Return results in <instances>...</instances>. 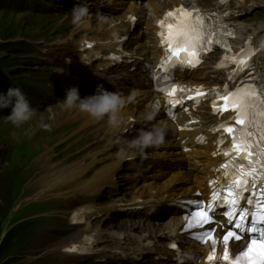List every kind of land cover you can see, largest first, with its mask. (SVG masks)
Here are the masks:
<instances>
[{
	"label": "rangeland",
	"instance_id": "374dc122",
	"mask_svg": "<svg viewBox=\"0 0 264 264\" xmlns=\"http://www.w3.org/2000/svg\"><path fill=\"white\" fill-rule=\"evenodd\" d=\"M78 1L91 6L88 1ZM71 10L63 5L52 6L49 13L44 14L25 9L0 10V79L3 82L20 85L23 89L25 85L30 86L31 95L49 75L59 77L61 72H54L58 75L51 73L57 71L53 62H60L64 56L68 58L73 54L72 48H63L61 41L81 37L72 36L75 26L70 22L71 17L65 19L63 16L70 14ZM105 16L111 17V13L107 12ZM14 44L26 48L16 49ZM79 56L76 55L75 60ZM42 67L46 68L40 70ZM62 69L74 73L70 68ZM23 92L26 94L27 90ZM58 102L61 101L36 96L31 104L38 110L37 114L18 127L6 121L11 108L0 111V264H81L78 260L82 257L64 254L63 249L82 243L97 229L102 233L136 234L131 225L140 219L139 215L133 221L119 211H111L94 220L90 228L84 224L75 227L69 224L73 211L89 204L108 207L121 203V200H130L131 194L145 190L147 182L144 179L140 187L132 185L135 182L129 177L135 171L125 163L114 181L101 187L97 193L84 194L88 191L83 189L84 181L75 178L72 172L75 166L84 161L91 162L100 148L107 146L111 151L106 153L112 152L119 143L112 139L103 147L99 146L102 135L92 140L88 124H85V114L76 109H65ZM84 148L95 151L76 156ZM135 163L146 166L143 161ZM62 174L70 191L56 179ZM159 180L156 184L162 182ZM114 223L116 227L112 226ZM163 223L158 224L162 226ZM102 236V240L91 246L108 249L109 252L103 251L108 253L104 255L108 261L116 246L113 247L110 237ZM112 257L114 264H119L118 257L114 254Z\"/></svg>",
	"mask_w": 264,
	"mask_h": 264
},
{
	"label": "bare ground",
	"instance_id": "6f19581e",
	"mask_svg": "<svg viewBox=\"0 0 264 264\" xmlns=\"http://www.w3.org/2000/svg\"><path fill=\"white\" fill-rule=\"evenodd\" d=\"M133 2L134 1L129 2L125 10L119 16L110 17V21L105 19V17L103 20L99 19V16H104V13L102 12L104 8L95 10L92 5L89 6L91 13L89 23L80 27L75 26L74 32L72 34V36H81L80 39L74 40L75 38L72 39V37H69L67 40L61 41L63 48H73L72 50H70L73 52V54L77 55L80 51V59L78 60L80 62H78V65H89L88 68H86V71H90L89 69H91L93 65H96L97 68H100L103 72L107 71V67L109 65V61L106 59L108 47L123 48L126 40L128 46L133 45V48H130L128 51L130 53V59L135 58V65H132L130 59H127L125 55L123 56V64L127 68V76L124 80V84L127 85L128 82H130L132 87H127L125 89L119 86L115 87L120 91L118 93H120L126 99V104L120 114L122 117V124L116 128L109 126L108 130L103 133L106 125L101 124V121H92L87 116V114L83 115L86 118L85 124H88L87 128H89L90 134H92L90 137L94 136L95 139H98L100 135H103L104 138L99 140L98 142L99 146L101 147L104 146L106 139L113 138L116 139L119 143L115 144L116 149H118V147L123 146L127 140H130L137 136L139 130L151 129V124L149 122L144 123L143 121L147 115L152 97H155L156 95H154V92L151 89V84L146 85L147 87L144 91H141V89L148 81H151L150 78L144 75L151 60L145 61V59H149L152 55H154V50L151 44L155 39L154 36L156 34L157 28L152 18H147L145 9L143 7H138ZM121 4H123V2H115L113 5ZM10 7H12L13 9H19L17 6H11L10 4L1 7L0 10H6ZM151 10L153 12L152 8ZM105 11H107V9ZM44 12L48 13L47 11ZM132 16L137 18L136 23L130 22V18ZM142 24H145V30L137 35V26H140ZM234 27V43H240L242 36L247 31H250L251 35L264 33L263 25L254 28L250 25L244 26L241 23H236L234 24ZM94 33L96 35H94ZM145 38H147L148 41H146ZM122 40H124V43H122ZM6 44L10 45L9 43ZM87 44H92V46L86 49ZM13 46H15L16 49L23 48L20 44H14ZM103 46L107 48H105L103 51H98L99 48H102ZM138 49L139 52L137 51ZM92 51L96 52V56L93 57L91 55ZM86 55L90 56V59L88 61H86L87 59H84ZM68 58L73 60L72 56ZM63 61L64 60H60V62H53L54 68H57V71L53 72H59L61 68H65L64 64L66 63V60L65 62ZM259 63L262 64V67H264V52L262 59L258 60V64ZM138 66L140 67L137 68ZM180 67L185 68L181 65ZM45 68L46 67H42L40 70H44ZM80 69L81 68L78 66L76 68V72H79ZM131 70L132 72L129 73ZM61 74L62 73H60V75ZM200 74L201 79H209L206 73ZM75 76L82 82H85V80L91 78L86 74H75ZM66 78L67 77H65L64 80H66ZM119 78L120 75L115 77L117 81ZM183 78L184 77L181 74H178V81H183ZM136 80H138L141 86L136 85ZM84 86L86 87L85 84ZM162 114L165 115V111H162ZM79 115L82 114L80 113ZM179 116H182L189 120V117L185 116L182 113H180ZM154 125L156 127L164 129L165 131H169L172 129L171 124H169L162 118L155 121ZM197 127L201 128L203 127V125H197ZM176 136L180 137V135L177 134ZM166 139H169L168 135H166ZM150 149H153L154 152L150 153ZM87 151L95 150L84 148L76 156ZM178 152L181 153V149H179ZM127 155H131V150L126 155H117V153L115 154L113 152L110 154H106V152L99 151L96 152L92 160L90 159L91 162H81L77 164L72 171L75 173L76 179L84 181L83 189L88 191L84 194L90 195V193H97L101 187H104L105 185L115 180V177L118 176V170L122 166V162L130 164L135 163L136 161H143L146 165L145 169H142L140 167V173H146L144 179L147 182L146 188L142 195L132 197V201H130L125 206L113 205L108 207H98L95 205H88L75 212L72 216V220H83V224L85 225V227L90 228V223L93 220H97L96 218L99 215L102 216L110 214L111 211L121 210L122 207L127 208L126 212L130 213L126 217L132 218L133 221L135 220L134 218L136 217V215H139L140 219L138 221H135V223L131 225L133 226V228H135V235H132L130 233H102L99 232V229H97L94 234H91L89 237L92 241V244H95L96 241L99 242L100 240H102V235H107L108 237H110L113 247L116 246L114 250H111V253L112 256L114 254L115 257H118L119 264H123L126 262L127 258L125 256L139 258L142 254V248L144 244L147 247H154L157 245L163 246L167 238H171L176 235L180 228L181 212L176 207V204H172L171 202L173 201V198H185L190 195V178L188 176V173L190 171L202 169L206 161V158L195 157L194 165L191 168L183 169L182 156L186 154H183L180 157H176L177 154L172 153L169 146L164 144L161 147L148 148L144 153L137 152L135 158L133 159H128ZM65 169L67 168H64L63 170ZM56 179L62 181V187L64 189H67L68 191L71 190V188L66 185L65 175H59V177ZM158 180L162 182L156 184ZM164 216H169V218L167 219V222H164L162 226H160L157 222ZM112 226L116 227V223H114ZM89 240L84 239V243L82 242L88 252L108 250L106 248H93V246H91V243H88ZM105 253L102 254L105 255ZM165 255L167 254L165 253ZM155 256L160 259L156 253ZM158 264L164 263L159 262Z\"/></svg>",
	"mask_w": 264,
	"mask_h": 264
},
{
	"label": "snow or ice",
	"instance_id": "6c2138e0",
	"mask_svg": "<svg viewBox=\"0 0 264 264\" xmlns=\"http://www.w3.org/2000/svg\"><path fill=\"white\" fill-rule=\"evenodd\" d=\"M173 17L176 20V23L168 22V18ZM202 23L201 15L192 12H186L183 8L177 9L173 12L165 13L164 19L158 22V27L162 29L161 32L158 33V37L160 39L161 47L164 49V55L166 60L173 61L175 63L180 64L181 66L187 65L188 67H195L197 63H199L197 44L200 41V34L198 25ZM90 47V45H89ZM183 52L186 54V58H181L180 53ZM240 64H245L244 60L239 61ZM175 66V65H173ZM247 66V65H245ZM177 90L173 88L168 95L171 96ZM187 91V90H180ZM196 94L203 95L201 90H195ZM256 95V92L251 89L249 86L248 89H239L235 93H226L222 99L224 100L223 108L225 111L229 109V107L236 110V123L243 124L244 129H240L244 135L237 140V137L233 134V145L232 149L235 153L239 154L241 152H246L248 157L253 155V152L250 151L251 144L248 142V137H251L253 133L251 131H245L249 129L255 121V114L264 117V107L258 106L255 102L249 101L248 97ZM260 104L264 105V89L260 90L259 94ZM179 99L171 101L170 103L174 107L176 103H179ZM250 109H255L256 113L253 114L250 112ZM215 110V105H214ZM171 115V113H169ZM247 120V123L245 122ZM258 130L260 131V139H264V119L260 120ZM227 132L230 134L233 133V128L228 127ZM261 154L264 155V146L261 147ZM254 169H251L249 172H245L244 168L241 166L239 169L240 177L234 180V184L243 189L245 185L249 183L246 179L247 175L252 174ZM255 177H253V182ZM262 195H264V190H262ZM239 196V192H236L233 195L232 188L229 187V207L234 210L238 205L237 197ZM213 198L215 199V193ZM251 203V201H249ZM199 207V206H198ZM209 209L213 206L209 204ZM230 210L226 213L229 220H232L233 211ZM247 215V210H244L240 213V220L243 221ZM252 215V227L250 229L251 232L255 233L259 231L260 240L252 239L247 249L244 252H241L239 256L235 259V261L231 262V264H264V227L257 228V222L260 224H264V200H257V211L251 213ZM186 226L188 228L191 227H199L202 224H207L210 222V217L204 211H196L192 213L191 218L185 217ZM237 228L241 227L240 223L236 224ZM235 234L232 231H229L224 236V241L227 245V242L231 237ZM205 237L211 238V233L206 232L204 236L195 237L196 239L204 240ZM239 236H236V239H239ZM86 240L90 238L86 237ZM215 240L213 239V243L215 244ZM175 247V245H172ZM75 247L70 249V251H76ZM83 251V249H80ZM244 257H247V260H243ZM213 256H209V260H213ZM224 259H228L227 248L225 251Z\"/></svg>",
	"mask_w": 264,
	"mask_h": 264
},
{
	"label": "clouds",
	"instance_id": "9594fccd",
	"mask_svg": "<svg viewBox=\"0 0 264 264\" xmlns=\"http://www.w3.org/2000/svg\"><path fill=\"white\" fill-rule=\"evenodd\" d=\"M65 19L71 17V24L77 27L89 23L91 16L90 8L87 3L75 5L70 14L63 15ZM103 20V16H99ZM62 69L59 72H64ZM65 109H76L94 122L106 120L108 125L116 128L122 124L121 112L126 104V99L120 93L106 90L103 85H98L95 94L80 97L77 87H71L66 91V97L58 102ZM11 108V114L6 117V121L14 126H20L30 121L36 114L37 109L32 106L27 95L19 87H10L6 94H0V110ZM146 119L151 120L148 116ZM47 127V125H45ZM165 130L153 126L150 130L141 129L138 135L127 140L123 146H119L117 155L127 154L131 150L128 159L135 158L137 152L144 153L146 149L158 147L165 141Z\"/></svg>",
	"mask_w": 264,
	"mask_h": 264
},
{
	"label": "trees",
	"instance_id": "16d2710c",
	"mask_svg": "<svg viewBox=\"0 0 264 264\" xmlns=\"http://www.w3.org/2000/svg\"><path fill=\"white\" fill-rule=\"evenodd\" d=\"M26 3H27L26 0H0V8L3 7V6L10 5V4H11V6L15 5L17 7H23V6L26 5ZM3 85L4 84H2V83L0 84V86H3Z\"/></svg>",
	"mask_w": 264,
	"mask_h": 264
}]
</instances>
